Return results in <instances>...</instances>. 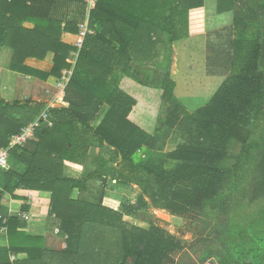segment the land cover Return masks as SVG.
<instances>
[{"label":"trees","instance_id":"1","mask_svg":"<svg viewBox=\"0 0 264 264\" xmlns=\"http://www.w3.org/2000/svg\"><path fill=\"white\" fill-rule=\"evenodd\" d=\"M59 3L62 18L53 14ZM216 4L219 14L233 13V26L208 42L221 46L225 76L191 111L176 95L171 66L174 43L190 36L189 12L204 0H97L93 34L54 100L61 106L0 95V149L47 112L33 138L9 149L25 169H0V202L18 188L50 192L65 244L52 252L43 237L17 231L12 217L0 264H264V0ZM86 10L84 0H0V50L12 51L9 69L59 78L75 50L62 36L77 33ZM67 162L85 163L83 175H64ZM95 180L135 185L138 193L114 209L103 192L82 195ZM152 210L187 218L195 225L191 239L153 222ZM19 253L26 258L16 259Z\"/></svg>","mask_w":264,"mask_h":264},{"label":"crops","instance_id":"2","mask_svg":"<svg viewBox=\"0 0 264 264\" xmlns=\"http://www.w3.org/2000/svg\"><path fill=\"white\" fill-rule=\"evenodd\" d=\"M217 0H212L211 8L216 9ZM210 8V9H211ZM208 9L206 2L204 0V6L201 8L193 9L194 12H201L200 19L201 21H204L208 17H206V10ZM61 11L62 6L59 3L56 7L53 8V14L57 17H61ZM217 12V11H216ZM62 18V17H61ZM213 22L215 21V26L213 24H210L208 26L207 23H205V26L207 28L211 27L210 29H214L216 31L215 35L216 38L218 34L221 33L222 30H228L233 26V13L232 12H224L221 14L212 13ZM191 14L189 12V35L191 37V29L195 27V29L202 28L204 25H198V20L195 21V23L190 22ZM24 27L32 28L33 24L29 22H25L23 24ZM192 26V28H191ZM213 26V28H212ZM200 27V28H199ZM214 38V39H216ZM62 40L64 42H67L69 44H72L74 41V34H63ZM71 53V52H70ZM12 51L7 48L3 47L0 50V95L6 100H12L15 98L24 99L28 96L34 99L35 101L39 102H50V105L52 104L53 100H56L59 102V99H57V89L55 87L56 81L59 78H49L46 81L36 79L34 77H30L28 75H22L16 72H13L9 69L10 59H11ZM70 56L66 59L67 64L68 59ZM28 64H30L33 67L46 69L50 66L49 60L45 61H37L34 59H29L27 61ZM176 64L173 62L171 66V73L173 74L174 68ZM61 69V71L65 68ZM60 71V75H61ZM60 77V76H59ZM56 102V103H57ZM60 103H57L56 106H59ZM52 106V105H51ZM61 106V104H60ZM99 122V121H98ZM97 122V123H98ZM92 155L91 157H94L98 154V152H89V155ZM8 153V168L10 165H12L13 170L17 172H24V165H22L19 161H13L14 159H11L9 157ZM87 156V157H88ZM84 165L81 164H73L68 163L64 167V175L67 177L72 178H79L84 173ZM93 168L89 167L88 171H91ZM2 181V180H1ZM109 184L112 185V187L115 186L116 189H123L126 188L123 185L115 183V181H108L106 185H102V183L99 180L90 181L88 183V190H86L82 195L93 199L96 198V193L94 192L95 189L102 190L106 189V186ZM2 186V184L0 183ZM0 186V187H1ZM133 187L137 188V186L133 185L132 187H128V189H133ZM138 193V190H137ZM135 194V196L137 195ZM79 192L78 189H74L72 193V197L74 199L77 198ZM50 192L48 191H37V190H28L24 188H18L14 190L12 193H5L3 196V199L0 202V263H1V256L5 251V248L8 247L9 244V231H8V220L12 217H16L19 219L20 225L17 226V231H22L27 234L37 235L41 236L44 239V246L45 248L52 250V252H60L65 248L64 240L61 238V236L54 234L53 232V226H55V219L53 218V214H50ZM111 195V194H110ZM116 196L115 194H112ZM111 195V196H112ZM115 198V197H114ZM109 200V203L104 202V196L102 197V201L106 206H109L111 208L117 209L120 205L119 202H116L114 199L110 198V196L107 198ZM134 199V198H129ZM158 211V210H157ZM152 212V211H151ZM159 212V211H158ZM127 218V217H125ZM144 223V222H141ZM146 224V223H145ZM157 224V223H156ZM161 226V225H160ZM11 253L8 252V256ZM25 259L26 254L25 253H19L16 257V259ZM11 259V258H10ZM9 259V260H10Z\"/></svg>","mask_w":264,"mask_h":264},{"label":"rangeland","instance_id":"3","mask_svg":"<svg viewBox=\"0 0 264 264\" xmlns=\"http://www.w3.org/2000/svg\"><path fill=\"white\" fill-rule=\"evenodd\" d=\"M205 2L208 7L205 12L207 13L206 17H208V19H205V23H210L215 26L212 13H219L216 12V9L214 11V9L210 7L212 5V0H205ZM202 11L194 12L191 10L190 22L195 23L196 20L200 19V17H202L200 15ZM197 23L198 25H204L202 28L199 27V30L198 28L195 29V27L192 28L191 26V33L193 37L189 36L174 43V60L176 66L173 72V79L176 82V95L190 111L207 102L214 90L224 80V73L226 71V64L222 60L221 56V46L208 44L209 41L215 40L216 31L214 29H210L211 27L207 28V25L205 26L204 21H201V19ZM210 24H208V26H210ZM218 56L221 58V63ZM71 58L73 59V57ZM153 69L155 68L150 67V70ZM161 71L163 70H158V72ZM154 74L152 72L150 75L153 76ZM152 99L154 98L149 96V99H145V102L152 104ZM149 117H151V115ZM146 122L149 123L150 120L147 119ZM177 142H180V140ZM177 142L168 143L166 149L172 150ZM137 190L138 188L133 187V189L123 188L120 191V189L118 190L115 186L112 187V185L109 184L106 186V189H95L94 192L96 193V197H99L103 192L104 202L106 203H109V200L107 199L109 196L116 202L121 203L122 200H132L129 198H135ZM110 194H115L116 196H111ZM158 211L152 210L153 222L161 225L163 228L176 235L183 236L187 240L191 239V231L195 228V225H190V221L187 218L184 219L179 216L170 215L164 210ZM134 222L136 224H140L141 226H148L147 224L141 223L137 220Z\"/></svg>","mask_w":264,"mask_h":264},{"label":"built area","instance_id":"4","mask_svg":"<svg viewBox=\"0 0 264 264\" xmlns=\"http://www.w3.org/2000/svg\"><path fill=\"white\" fill-rule=\"evenodd\" d=\"M84 1L86 3V6H87L85 19L83 22L78 24V31L74 35V41L72 44H73L75 50L71 51L70 58L67 60L70 67L65 68L61 71V75H60V77L56 83V89H57L56 97L59 95H62L64 93L65 87L67 86V84L70 80V77H71V74L73 71V67H74L75 62L77 60L79 50L82 47V44H83L85 37L88 34H93V30L89 27V13L94 8L97 0H84ZM71 57H73V59ZM51 105H52V107L56 106L57 105L56 101L53 100ZM45 119H47V112L43 111L34 122H32L28 126L22 127V129L20 130L19 133L11 136L8 146L0 149V169H7L8 168L9 149L12 148L13 146L22 145L28 139L32 138L35 129L37 127H39L40 123ZM48 125L49 126L51 125L50 121H48ZM53 232L56 235L60 234V230H59L58 226L53 227ZM14 259H15V256L11 255V260H14Z\"/></svg>","mask_w":264,"mask_h":264},{"label":"clouds","instance_id":"5","mask_svg":"<svg viewBox=\"0 0 264 264\" xmlns=\"http://www.w3.org/2000/svg\"><path fill=\"white\" fill-rule=\"evenodd\" d=\"M33 138V137H32Z\"/></svg>","mask_w":264,"mask_h":264}]
</instances>
